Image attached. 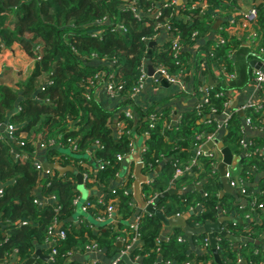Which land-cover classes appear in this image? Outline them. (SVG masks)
I'll return each mask as SVG.
<instances>
[{
    "label": "trees",
    "instance_id": "16d2710c",
    "mask_svg": "<svg viewBox=\"0 0 264 264\" xmlns=\"http://www.w3.org/2000/svg\"><path fill=\"white\" fill-rule=\"evenodd\" d=\"M162 1L139 0L142 14L137 17L130 11L131 0H0V51L19 44L35 61L24 82L14 86L0 82V181L5 183L0 193V261L25 262L34 254L36 246L47 240L50 226L58 222L62 223L67 236L56 243L58 253L54 264H64L67 252L86 251L92 242L112 255L121 240L125 249L132 244V257L140 256L142 264H185L188 261L191 264H237L240 258L246 259L248 264H264V221L225 223L223 230L214 233L215 247L206 231L195 233L190 241L185 236V228L177 224L172 225L171 233L162 237L165 223L153 213L137 211L132 192L134 176L127 177L126 186L112 188L116 194L107 189L122 170L123 160L118 154L127 155L132 148L134 118L125 117L126 110L131 108L138 116L139 130L148 132V147L142 157L144 171L167 159L158 174L143 184L144 199L149 202L155 197L153 204L168 218L186 213L201 203L204 210L192 214L187 221L190 227L215 222L223 204L224 199L218 193L222 185L215 155L197 154V145L219 125L216 121L201 122L200 115L213 109L222 112L226 108L228 97L223 76L209 90L208 101L182 115L178 123L172 122L170 109L137 107L132 94L151 50L150 43L161 31L157 25L168 22L178 29L182 49L175 57L171 41L156 45L152 49L153 65L162 64L171 75L188 83L194 74L192 56L187 49L196 40L208 38L217 20L214 12L235 8L238 0H187L182 8L166 7L162 3L161 16L150 14ZM202 3L208 5L203 12ZM193 6L196 9L192 10ZM254 8L258 15L252 23L256 34L252 42L259 55L264 51V3ZM182 14L191 17L184 20ZM244 17L236 16L233 23L228 22L218 29L220 39L225 40L223 44L217 39L207 42L213 47L205 51L210 67L224 69L226 74L234 72L231 51L238 48L243 38L231 36L229 30L240 25ZM260 56L264 60V52ZM103 74L120 96V102L113 108L105 107L94 96L101 85L97 76ZM199 90L196 88V94H200ZM152 113L157 114L153 126L150 125ZM245 113L254 122L257 112L248 108ZM117 115L119 119L126 118L127 123V129L120 136L113 126ZM242 123L241 115H232L227 126L229 142L241 144ZM6 124L15 125L13 141L5 135ZM199 133H203L201 139L197 138ZM17 140L25 144L20 145ZM41 143L47 144L46 158L50 162L60 157L64 166L74 168V171H56L55 175L47 177L41 191L44 200H40L35 191L43 178L42 171L34 165V153ZM73 146H77V150L73 151ZM66 147L75 155L65 152ZM263 147L264 140L248 145V154L241 162L240 179L247 180L253 169L264 171V154L260 151ZM87 154L97 162L93 171L85 164ZM177 167L185 169L179 177L175 176ZM76 172L87 174L84 180L87 189L98 186L106 192L104 196L87 197L86 201L93 204L87 211L82 210L87 202L81 207L75 203L81 196ZM198 184H202L201 189L196 188ZM170 187L187 191L161 198ZM252 194L248 187V196ZM51 195L55 196L54 201L47 199ZM113 198L116 199L115 219L110 215L111 218L100 221L101 216H108L107 206ZM36 199L41 203H36ZM253 201L250 200L245 209L235 210L247 213ZM256 201L257 204L264 202V195L258 196ZM78 209L80 213L72 219ZM137 232L141 237L139 243L133 242ZM231 235L247 239L236 247ZM206 238L208 243L204 246ZM118 264L124 263L119 261Z\"/></svg>",
    "mask_w": 264,
    "mask_h": 264
},
{
    "label": "crops",
    "instance_id": "0c3cea01",
    "mask_svg": "<svg viewBox=\"0 0 264 264\" xmlns=\"http://www.w3.org/2000/svg\"><path fill=\"white\" fill-rule=\"evenodd\" d=\"M162 2L167 1L163 0ZM186 2L187 0H177L178 8L184 7ZM263 3L264 0H238L237 7H230L227 10H223L221 12L220 10L219 12H214V15L217 20L214 25L213 31L210 33L208 38L196 40L194 45L187 49L192 56L191 66L193 68L192 72L194 74L193 78H191L190 81L186 83L187 92H190L191 94L183 93L181 91V88L176 84L166 87L161 84L160 80L155 81L149 78L148 81L145 83L142 92L133 97L135 105L137 107L145 109L154 106L157 110L160 111L170 109L173 123H178L179 119L185 113L192 111L196 108H200L205 102V100H207L209 96V90L213 89L217 81H219V79H221L223 76L221 72H219L218 68H216L215 66L210 67L208 65L205 51H210L213 47H209L207 45V42L215 39L219 41L221 37L219 36L217 31L220 27L222 28V26L227 24L228 22L235 21L234 18L236 16H243L254 7H257L258 5ZM158 7H160V4H158ZM200 7L204 10L208 9V5L204 3L201 4ZM182 17L184 20H188L191 15L182 14ZM229 33L231 36H235L238 39H243L241 40V44L238 46V48L233 49L231 51V58L234 62L233 75L229 78L223 76L228 95L227 108L224 110V112L215 115L211 112H209L208 114L203 113L200 115V121L204 122L213 120L219 124L218 128L214 132L208 134L207 139L202 145V150L208 153H214L217 159L216 170H218V164L222 162L224 158L222 149L219 148V143L223 142L224 146L230 147L234 157H240L235 167L233 165L229 166L230 171L232 173V178L239 180L241 175V162L243 158L247 155L246 149L244 146H241L238 141L235 143L228 141L227 136L229 135L230 130L228 127H223L222 122L228 114H230L231 116L233 114L241 115L243 120L242 138L244 139V141H246L247 144H250L253 141L264 140V91L258 90L254 77V72L256 69H258V65L257 63L254 66L251 65L254 61H257L258 64H264V60H262L260 56L263 54L264 51L261 50L259 55L256 53V45H254V43L252 42V34L255 33L254 26L252 24H248L245 27L237 24L229 30ZM167 41V33L161 31L158 38L154 42H156L157 45H163ZM150 63L152 64V61L147 59V68ZM34 64L35 61L25 52V50L19 44H14L10 48H5L4 50H1L0 82H6L10 86H14L15 84L18 85L19 83L24 82L29 77L34 67ZM196 88L200 89V94H196ZM95 97L105 107L108 108H113L114 106H117V104L120 102V96L118 95L112 97L104 86L99 87L96 90ZM251 105L259 107L261 106L262 108H251L254 109L257 114L255 115V123L253 122V125H248L246 123L247 116L245 112L246 109H248ZM134 113V125L132 126V150L129 152V154L124 157L121 172L114 179H112L111 183L108 184L107 189H112L121 185L125 180V175L129 173V171L134 175L135 178L136 166L140 162L143 163L142 157L148 147V134L146 131L139 130V128L137 127L138 116L135 111ZM117 117L118 116L114 118L113 126L114 129L118 130L119 127L117 123ZM46 150L47 147L39 145L37 150L35 151V158L42 163H45L47 161L50 162L46 158ZM86 156L87 157L85 158H88V162L86 161L85 164H87V166L90 168V171L95 170L97 162L94 160L91 154H87ZM54 159H56L54 163H60L61 165H63L60 157H54ZM166 161L167 159H163L158 163L157 166L151 167L147 171H144L143 163L142 173L145 176L149 177L148 181H151L158 174V172L162 169L163 165H165ZM56 171L57 170L55 169L53 170V175H55ZM221 177L222 175L220 173V180ZM245 181L253 193L251 196H245L240 191L239 187L232 186L231 190L226 191L221 181L222 186L218 193L219 197L221 199H224L223 204L220 205L218 219L215 222L210 223H216L219 221L222 230L224 224L230 221L248 222L249 224L252 222L263 223L264 208H259L257 204L256 206L252 205L249 211L243 214H241L240 212L238 213L235 208L245 209L246 206L250 205V200L253 199L256 201L258 200V196L262 197L264 195V186L262 185L264 183V171H258L257 169H253L251 175L248 176L247 180ZM87 190L89 191L88 197L93 195L104 196L106 194V192L98 186H93L92 188ZM35 191L38 198L44 200V197L41 192V184L36 187ZM80 202L81 199L79 201V205ZM229 207H231L232 210H229ZM203 210V205L201 203H197L194 208L190 209V211L186 213H180V217H183L187 223L188 219L192 216V214L200 213ZM137 211L139 212V208H137ZM79 213L80 210H76L75 216L72 219L76 218ZM177 214L173 217H177ZM93 228L96 230V227ZM172 231V225L165 224V227L162 232V237H166L167 234L171 233ZM215 231L218 230H214L213 233H215ZM206 233H208L210 239V233L207 231ZM185 236L188 237L186 233ZM237 237L239 238V240L235 241L234 243L236 247H240L246 241L247 237H243L242 235H238ZM188 238L190 239V241L192 240L190 237ZM261 238H263V236H261ZM258 243H260L259 240ZM49 250V243L45 241L43 244H38L36 246V250L34 253L39 251L40 255L48 256ZM124 250V243L121 240L117 243V250L112 255L109 254L105 248L100 250L99 252L79 251L68 257L64 264H86V262L89 260H94L96 262L95 264H112L114 261L117 260L123 261L124 264H127L124 260L121 259V256L126 253L129 255V258L132 261L138 262L132 257L131 250ZM41 262H45L46 264H54L52 262L45 261L42 257L37 258L33 264H41ZM22 263L23 262H20L17 259H13L12 261V264ZM237 264H248V261L246 259L240 258Z\"/></svg>",
    "mask_w": 264,
    "mask_h": 264
},
{
    "label": "built area",
    "instance_id": "2783aa9c",
    "mask_svg": "<svg viewBox=\"0 0 264 264\" xmlns=\"http://www.w3.org/2000/svg\"><path fill=\"white\" fill-rule=\"evenodd\" d=\"M138 1L139 0H131L130 11L135 16L140 17L141 14H142V12H141V10L139 8ZM166 1L167 2H160L159 4H162L163 3V5L166 6V7L178 5L177 4V0H166ZM204 4H206V3H204ZM191 9L193 10V9H196V8L193 6V7H191ZM200 9H201V12L204 11L203 8L200 7ZM161 11L162 10H161L160 7H156L152 12L150 11L149 13L152 14L153 16H156V17L158 16L159 17V16H161ZM257 15H258L257 9L256 8L251 9L247 14L244 15L245 17L241 20L242 22H241L240 25H242L243 27H245L248 24H252L256 20ZM232 23H233V21H232ZM157 26H158V28H161V31H164L165 33H167L168 40L171 41V43H172V50L174 51V56L177 57V55L179 54L180 50L182 49V45H181L182 38H181V35H180L179 30L176 29V28H173L168 22H165L163 24H159ZM160 32H159V34H160ZM159 34H158V36H159ZM195 35H196V33L194 34V36ZM158 36L155 38L154 41H156V39L158 38ZM255 38H256V34L253 33L252 34V40H254ZM224 42H225L224 39H220L218 41V43H220V44H223ZM4 49H5V47H3L2 50H4ZM147 59H146V62H147ZM146 62L144 64V66H142V73H141V76H140L138 85L134 88L132 97H134L137 94H140V92H142V90L144 89L145 83L148 81L149 78H151L152 80H155V81H159L161 77L166 78L168 81L172 82V84L178 85L181 88V91L183 93H189V94H191L190 92H187L186 83L180 77L171 75L168 72L167 68L165 66H163L162 64L161 65H158V66H154L153 65L154 66V70H155L154 75L153 76H149V72H148V68L146 66ZM219 72H221V74H223V76L226 77V78L227 77L229 78V77H231L233 75V73L232 74H226V72H225L224 69L223 70H220ZM254 77H255V81H256L258 90L264 91V72L261 69H256L255 72H254ZM97 78L101 82L100 87H103L104 86L105 89L108 91V93L112 97L118 96L117 89L114 87V85L111 82H106L105 81L104 74L103 75H98ZM221 95H223V94L221 93ZM225 95L228 97L227 93H225ZM94 96H95V93H94ZM207 101H208V98H207V100H205V102H207ZM227 104L228 103H226V108H227ZM249 108H262V107L261 106L259 107V106L251 105V106H249ZM224 110L222 112H224ZM211 113H213L215 115V114H218V113H221V112H218L216 109H213L211 111ZM134 114L135 113H134L133 109L129 108L125 112V117L132 119V118H134ZM231 117L232 116L230 114H228L226 116V118L222 122V126L223 127H227L228 126L229 120H230ZM126 118L119 119V116L117 117V120H118L117 123H118V127H119V129L117 130V135L118 136L122 135L124 133V130L127 129ZM156 118H157V114L156 113H152L150 115V119L152 120V122L150 124L151 126L154 125V120ZM211 121H213V120H209L208 122H211ZM246 123L248 125H251V124L253 125V121L251 119V116H247ZM14 130H15V125H13V124H6V127L4 129V132H5V135L8 137V139L11 140V141L15 140V138H16L13 135V131ZM128 131H130V130H128ZM147 134H148V132H147ZM202 137H203V133H199L197 135V138L198 139H201ZM207 137H208V135H207ZM17 142L20 145H24L25 144L23 140H17ZM204 142L205 141H202L199 145H197L198 146L197 147V154L205 153V154L213 155L214 154L213 152L208 153V152L202 150V145L204 144ZM52 143H53V141L50 142V144H52ZM97 143H99V141H97ZM240 143H241L242 146L245 147V149H247V147H248L249 144H247L246 141H244L243 138H241ZM40 145L47 147V144L41 143ZM131 145L133 146V140H132V144ZM72 149H73V151L77 150V146H73ZM131 150H132V148H131ZM260 151H261L262 154H264V147L262 149H260ZM246 153L248 154V151H246ZM125 156L126 155L118 154V158L120 160H123ZM193 163H195V160L193 161ZM99 164H100L101 167H103V163L102 162H99ZM34 165L36 166L37 169H39V170L42 171L43 177L44 176L48 177L49 175H53V170L54 169H45L44 168V163L38 161L35 158V153H34ZM188 168L189 167L187 166L186 169H188ZM184 171H185L184 168L177 167L175 176L176 177L181 176L184 173ZM130 176L133 177L134 175L132 173H130V171H129V173H127L125 175V180L122 183L123 185L126 186L127 180H128L127 177H130ZM86 177H87V174H84L83 175V180H85ZM226 177L229 178V180L231 179L230 180L231 186L239 187L240 188V191L245 196H248V185H247V183H246V181L244 179H240V178H239V180L233 179L232 178V173L230 171V168H229V170L226 173ZM4 185H5L4 182H1L0 183V193H2V191H3L2 188H3ZM127 190L128 189H126L125 191H127ZM112 192L114 194H116V190L115 189H112ZM47 199L50 200V201H54L55 200V196L54 195H51L50 197H47ZM80 199H81V196L77 197L75 199V203H78L79 204ZM154 199H155V197H153L152 200H150L148 203H153ZM115 201H116V199L113 198L109 202V204L107 206V214H108V216L107 217L106 216H101L99 218L100 221H104L107 218H111L110 215L112 216V218L114 217L113 212H114V209H115V203H114ZM35 202L38 203V204L41 203V202H39L38 199H36ZM85 202H87V205H84L82 207V210L83 211H87L88 207L90 205L91 206L93 205V204L89 203L86 200L82 204H84ZM253 204L254 205L257 204L255 200L253 201ZM257 206L259 208H264V203H258ZM177 216H180V213H178ZM26 222L27 221H25L24 223H26ZM138 227H139L138 224H136L135 227H134V229L137 231L138 230ZM66 236H67V231L64 228H62V223L55 222V223H53L50 226L49 231H48V238L46 240L49 243V246H50V250H49V253H48V256H49L48 261L49 262L54 263L55 256L58 253V249L56 247L57 241L60 240V239H64ZM181 239H182V236L179 237V240H181ZM139 241H141V237H140L139 232H137L135 234L134 238H133V242L139 243ZM207 243H208V238L205 239V245L204 246H206ZM132 248H133L132 247V244H128L127 247H126V249L124 251H126V250H132ZM100 250L101 249L98 246V244L96 242H92L90 245L87 246V250L85 252H99ZM76 252H79V250L69 251V252H67L66 257L68 258V257H70L72 254H74ZM134 259L136 261H138V262H140V260H141L140 259V256H136ZM118 262L119 261L117 260V261H114L112 264H118ZM95 263L96 262L94 260H89V261L86 262V264H95ZM0 264H12V262L0 261ZM185 264H191V261H188Z\"/></svg>",
    "mask_w": 264,
    "mask_h": 264
},
{
    "label": "water",
    "instance_id": "95a60500",
    "mask_svg": "<svg viewBox=\"0 0 264 264\" xmlns=\"http://www.w3.org/2000/svg\"><path fill=\"white\" fill-rule=\"evenodd\" d=\"M216 28H217V26H216ZM156 45H157L156 42L150 43L151 50L148 52V59L149 60H151L152 49ZM256 63L258 65L257 68L261 69L264 72V64H262V63L258 64L257 61H254V62H252L251 65L254 66V65H256ZM148 72H149V76L154 75L155 70H154L153 64H151V63L148 66ZM160 81H161V84L163 86H166V87L173 85L172 82L168 81L164 77H161ZM219 148L222 149V153L224 155V158H223L222 162H220L218 164V170L222 175L221 181H222L223 187L227 191V190H231L232 186L230 184L229 178L226 177V173L229 170V166L233 165L235 167L237 165L240 157H234L231 148L228 146H224L223 142L219 143ZM142 167H143L142 162L138 163V165L136 166L135 179H134V182L132 184V192H133L134 198L137 202L139 211L140 210H146L149 213H153V214L157 215L166 225H176L177 224V225L183 226L185 228L186 235L188 237H190L191 239L193 238V235L195 233H198L201 231H207L210 233L211 244L213 247H215L216 237H215V234L213 233V231L221 229L220 222L218 221L216 223H207V224L201 225V226L196 227V228H191L187 225L186 220L183 217H180V216L172 217V218L166 217L162 210L156 208V206L153 203H148L143 197L142 186L144 183L148 182L149 177L145 176L142 173ZM44 168L45 169H55L61 173H64L67 171H74V168L71 166H64V165H61L60 163H54V162H48V161L44 163ZM76 175H77V179H78V189H79V186H84L83 175L79 172H76ZM46 179H47V177L44 176L42 178V181L40 184L43 185L45 183ZM196 188L201 189L202 185H197ZM186 191L187 190L178 191L174 187H170L168 189V191L162 193L160 195V197L163 198L165 196H168L171 194H177V193L182 194V193H185ZM88 194H89V191L84 186V191H83L84 200L87 199ZM113 218L115 219V216ZM231 238L234 241L239 240V238L237 236H234V235H231ZM214 252H215V256H216L217 261L220 262L219 254L217 253V251L215 249H214ZM39 257H42L45 261H48V258H49L47 255H40L39 251H37L36 253H34L29 259H27L22 264H33L36 261V259ZM121 259L124 260L127 264H142L141 262L132 261L129 258V255L127 253L123 254L121 256Z\"/></svg>",
    "mask_w": 264,
    "mask_h": 264
},
{
    "label": "rangeland",
    "instance_id": "374dc122",
    "mask_svg": "<svg viewBox=\"0 0 264 264\" xmlns=\"http://www.w3.org/2000/svg\"><path fill=\"white\" fill-rule=\"evenodd\" d=\"M67 153H69V154H72V155H75V153H73V151L70 149V148H68V147H66L65 149H64ZM236 174V173H235ZM79 191H80V193H81V202H80V205H79V207H81V205H82V203L84 202V196H83V191H84V186H79V189H78Z\"/></svg>",
    "mask_w": 264,
    "mask_h": 264
}]
</instances>
